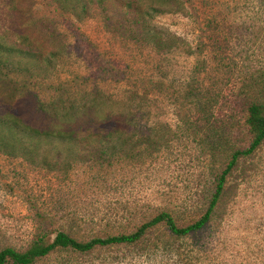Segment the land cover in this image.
Segmentation results:
<instances>
[{
    "label": "rangeland",
    "instance_id": "1",
    "mask_svg": "<svg viewBox=\"0 0 264 264\" xmlns=\"http://www.w3.org/2000/svg\"><path fill=\"white\" fill-rule=\"evenodd\" d=\"M120 1L79 21L51 0H0V40L58 52L45 79L19 72L17 62L27 64L17 57L0 67V101L49 124L28 107L32 92L44 107L62 104L70 128L107 116L132 135L127 158L103 162L86 145L79 162L64 150L55 169L0 153V250L24 251L41 232L50 241L58 231L78 240L130 233L161 211L184 227L204 213L232 153L250 143L247 104L264 102V0H178L145 15L162 42L176 38L169 50ZM149 4L139 0L141 12ZM35 264H264V142L238 159L200 231L176 237L158 225L133 246L55 252Z\"/></svg>",
    "mask_w": 264,
    "mask_h": 264
},
{
    "label": "trees",
    "instance_id": "2",
    "mask_svg": "<svg viewBox=\"0 0 264 264\" xmlns=\"http://www.w3.org/2000/svg\"><path fill=\"white\" fill-rule=\"evenodd\" d=\"M51 1L62 13L71 14L82 21L91 14L94 8L106 12L110 3L114 4L118 0ZM149 1V6L143 12L139 8V0H121L120 2L125 7H129L130 11H133L132 15L138 17V19L133 20V23L139 24L140 32L143 35H148V38L157 48L169 50L173 45H177L176 38L165 35L166 41L162 42L161 32L147 26L149 24L145 15L150 18L153 14L164 12L166 8H179L182 4L178 0ZM23 41L24 47L19 46L18 48L14 45L5 44L0 40V67H7L8 63L17 57L18 61H24L27 64L21 65L17 62L16 68L19 72H24L31 77L41 76L40 78L45 79L46 73L44 71L52 67L58 52H51L45 56L28 39L24 38ZM27 95V99H31L27 101L31 105L28 107L37 113L40 118H43L45 123H50L43 126L32 123L20 111L19 103L8 104L0 101V153L8 157H21L29 164L45 169L58 167L57 164L60 160H63V156L66 157L65 155L72 158V161L79 162L80 151L86 145L94 151L90 152L92 158L103 162L116 157L127 158L130 156L128 151H130L132 135L129 133L130 129L127 128L129 126L122 128L117 120L106 116L99 119L88 117L81 123V128H70L68 122L72 120L73 115L65 110L62 104H52L44 107L42 103H39L36 94L28 92ZM87 109L90 111L93 108L91 106ZM53 122H60L62 126H52ZM65 125L69 129H66L68 127H64ZM245 127L250 136L248 147L232 153L226 167L214 180L213 191L207 208L194 222L182 227L176 223L170 213L161 211L130 233L108 234L104 237L78 240L64 231H58L50 241L41 232L34 237L31 244L24 251H18L11 247L0 250V264H35L38 260L55 252H72L84 256L99 248L133 246L139 243L149 230L158 225L165 227L172 236L176 237H184L200 231L209 223L214 210L220 203L227 177L232 172L238 159L252 155L264 142V102L251 101L247 104ZM80 130L81 139L79 138ZM144 136L145 134L139 136V138H143L148 143L156 141L154 136L152 139L150 138L151 135H146V138ZM157 138L162 142L160 136ZM80 145H82L81 149ZM64 150L67 153L65 155H63ZM84 151L91 150L83 149V153ZM82 160L83 156L81 157Z\"/></svg>",
    "mask_w": 264,
    "mask_h": 264
}]
</instances>
